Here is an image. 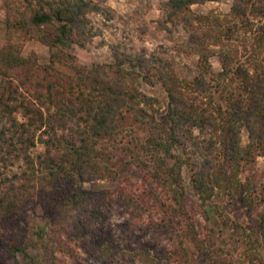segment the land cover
<instances>
[{"label": "trees", "instance_id": "16d2710c", "mask_svg": "<svg viewBox=\"0 0 264 264\" xmlns=\"http://www.w3.org/2000/svg\"><path fill=\"white\" fill-rule=\"evenodd\" d=\"M206 1L220 0H166V19L174 22L181 14L187 23L189 6ZM0 9L5 30L23 31L48 49L46 62L38 63L34 55L23 57L10 38L0 44V224L34 196L46 194L42 209L48 231L78 244L97 264H115L123 251L109 225L114 207L124 209L122 228L135 238L149 229L151 238L164 234L180 217L184 225L176 230L181 234L168 236L171 245L165 257L192 264L184 238L188 235L202 255L203 242L194 215L183 203L184 171L209 222L227 227L210 203L215 190L238 197L247 210L264 204V180L255 191L237 176L242 165L256 157L264 162V0H232L230 5L235 20L221 35L229 39L238 30L249 33L245 56L233 59L228 51L216 52L220 69L213 72L208 58L214 53L197 47L201 70L191 80L175 76L157 56L117 48L111 63L77 64L73 45L83 47L100 33L90 14L112 18L105 0H0ZM187 42L196 47L202 39L191 33ZM127 75L160 85L166 97L164 117L156 119L135 107L137 97L125 82ZM135 123L143 139L132 147L128 142L121 145L122 156L111 152L108 143ZM241 128L246 131L244 145ZM205 133L207 137H200ZM129 165L145 171L161 191L82 188L83 182L114 180ZM135 223L141 232L134 233ZM36 235L45 248L55 238L48 232L45 240L39 231ZM245 236L246 243L264 246V210L258 212L256 235ZM135 255L145 263L149 252ZM48 264L55 262L49 259Z\"/></svg>", "mask_w": 264, "mask_h": 264}, {"label": "rangeland", "instance_id": "374dc122", "mask_svg": "<svg viewBox=\"0 0 264 264\" xmlns=\"http://www.w3.org/2000/svg\"><path fill=\"white\" fill-rule=\"evenodd\" d=\"M165 1L105 0V5L112 12V18L105 20L100 15L90 14L94 24L99 27L100 33L83 47L73 45L71 52L77 64L90 67L111 63L113 61L112 50L117 48L123 53L140 52L157 56L166 60L169 70L175 76L191 80L198 70H201L195 49L197 47L205 46L207 52L214 53L208 58L213 72L220 69L216 52L228 51L233 59L245 56L243 46L251 44L249 33L238 30L229 39H224L221 35L222 30L235 20L230 15L232 0L206 1L190 5V18L187 23L182 21L181 14L173 18L174 22L166 19V11L163 8ZM2 20L3 12L0 9V44L10 38L19 45L20 54L23 57L34 55L38 63L46 62L48 58L46 46L28 37L23 31L5 30ZM191 33L197 34L202 39L200 46L196 44V47H193L187 42ZM125 82L136 93L135 107L144 109L147 114H152L156 119L165 116L166 97L158 83L150 86L134 75L125 76ZM184 92L189 97L194 96L187 90ZM200 99V97L196 98L197 101ZM136 123L134 126L124 128L123 132L116 136L114 143H108V149L111 152L122 156L124 151L121 145H126L128 142V146L132 147L143 139L144 133L140 131V127L136 129ZM194 133L196 134L197 131L194 130ZM203 136L207 137L208 133L200 134V137ZM246 141V131L241 128L240 144L244 145ZM41 149L40 145L36 147L37 151ZM237 176L241 182L248 181L250 188L257 191L264 180L263 159L256 157L253 162L242 165ZM181 183L184 187L183 203L194 215L193 221L197 235L203 242L202 255L189 241L188 235H184L185 249L192 264H264V246L258 247L255 244L246 243L248 238L245 236L248 234L252 238L256 235L258 212L264 210V204L247 210L239 203L238 197L231 198L224 195L222 190H215L210 203L212 209L221 218H225L227 227L224 228L220 223L209 222L203 218L198 201L190 189L186 171L182 174ZM82 188L93 192L105 188L124 189L134 194L142 188L152 189L158 193L161 191L146 176L145 171L133 165H129L127 170L114 180L87 181L82 183ZM48 198L46 194L34 196L14 215L1 222L0 264H48L49 259H52L55 264H97L92 257L84 253L78 244L63 238L64 235L48 231L47 213L45 209H42L43 200ZM48 201L51 203V200ZM168 202L173 204L171 197ZM123 210L122 207H114L109 217V225L115 234L114 241L123 251L122 256L118 254L122 259H118L115 264H176L172 258L165 257L169 255L167 250L171 245V239L168 236L175 238L177 232L181 234V231L176 229L184 225L183 218L175 219L172 227H167V232L164 234L154 233V237L151 238L152 231L150 230L152 229H149V233L143 237L135 238L128 229L122 228L123 218H127ZM38 231L42 233L44 240L47 232L55 237L47 243L46 248L42 247L41 240L36 235ZM137 231L141 232L135 223L134 233ZM57 238L60 239L57 240ZM63 240L66 242L65 245ZM14 247H21V249L14 251ZM140 250L149 252V256L145 257V263L135 255ZM224 252L225 260H221V253ZM151 259H154V262H151Z\"/></svg>", "mask_w": 264, "mask_h": 264}]
</instances>
